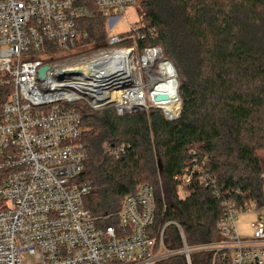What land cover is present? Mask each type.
<instances>
[{
	"label": "built area",
	"instance_id": "2783aa9c",
	"mask_svg": "<svg viewBox=\"0 0 264 264\" xmlns=\"http://www.w3.org/2000/svg\"><path fill=\"white\" fill-rule=\"evenodd\" d=\"M139 1L94 0L107 20V38L94 54L76 57L83 44H92L81 29L92 16L89 7L78 0H0V85L14 88L0 120V264H195L194 256H206L207 264H264V222L251 223V237L237 227L240 216L257 211L254 203L225 200L220 240L196 246L177 222H163L151 185L124 198L116 225L101 226L85 207L93 187L80 180L88 159L82 142L87 129L76 106L114 109L123 117L152 101L146 86L135 74H124L116 60L132 49L118 47L122 34L113 29ZM157 51L161 64H172L161 48L146 49L147 55ZM44 67L42 77L38 71ZM159 73L157 84L165 80ZM153 100L163 109L165 101ZM130 148L107 143L105 152L120 159ZM196 174L201 184L215 188L201 165L180 184L190 190Z\"/></svg>",
	"mask_w": 264,
	"mask_h": 264
},
{
	"label": "trees",
	"instance_id": "16d2710c",
	"mask_svg": "<svg viewBox=\"0 0 264 264\" xmlns=\"http://www.w3.org/2000/svg\"><path fill=\"white\" fill-rule=\"evenodd\" d=\"M142 1L148 25L140 31L146 40L138 48H161L173 64L182 111L170 122L160 111L120 117L114 109L94 112L77 105L87 129L82 142L88 159L80 180L93 187L85 207L101 226L115 225L124 198L148 184L163 222H177L191 246L214 243L220 240L217 225L225 200L264 209L257 156L264 149V0ZM78 5L92 12L81 29L96 49L102 48L106 18L94 0H78ZM13 92L12 85H0V120ZM107 143L131 148L114 159L105 152ZM196 165L216 181L215 188L201 184L196 174L182 199L179 179ZM169 232L177 239L174 228ZM204 258L195 257L194 263L207 264Z\"/></svg>",
	"mask_w": 264,
	"mask_h": 264
},
{
	"label": "rangeland",
	"instance_id": "374dc122",
	"mask_svg": "<svg viewBox=\"0 0 264 264\" xmlns=\"http://www.w3.org/2000/svg\"><path fill=\"white\" fill-rule=\"evenodd\" d=\"M142 2H143L142 0L139 1V3L136 6H133L129 9V11L127 13V21H122V22L117 23L113 29V33L114 34H122L123 42L118 46L119 48H121V49H132L133 55L135 57V65H136V69H137V71L135 72V79L138 83H140V84L142 83L146 86V93L149 97V95L152 92L153 87L161 80V79H158L156 82L152 83L150 78H151L152 74L155 75V78H157L156 75H157L159 69L161 68L162 64H161V61L158 60L157 63L155 64L156 66L154 65L152 70H150L147 67L145 68L144 64L142 63L145 59V56L147 55V52H146V50L140 51L138 48L139 41L146 40L145 35H143V33H140V31L142 28H144L146 25H148V21H145L142 17V13H143V11H145V8L143 7ZM133 29H134V32H131V31H133ZM104 44H105V41L100 44L101 47H103ZM96 47H97V45H93V43L91 45H88V46L86 44H83L75 52V53H77L76 57H83V56L92 55L95 53V50H97ZM106 48H108V47H106ZM164 59L165 60L167 59V57L165 55H164ZM158 76L161 77L159 74H158ZM176 76H177V80H178L177 73H176ZM178 88H179V84H178ZM178 99L180 101V103H179V114H178V117L173 119V120L168 118V116L166 115V113L163 109L157 108L154 105V103L150 100V98L147 100V103L144 105V107L142 109L136 110L132 114H129V115L148 114L151 111H160L163 114V116L165 117V119H167L168 121H170V122L176 121L177 119H179L181 111H182V101L180 99L179 92H178ZM98 112H101V111H98ZM257 156L261 160L262 179L264 181V149L258 150ZM161 187H162V185H161ZM179 189H180V191H179L180 197L182 199L186 198L187 193H188V191H186V188L184 186H181ZM259 220L264 222V209L261 211H256L254 213H249V214L240 216L238 221H237V227H238L240 234L242 236L251 237L253 235V232L251 229V223L255 222V221H259ZM194 258H195V256H194ZM179 260L180 259H178L177 261H179Z\"/></svg>",
	"mask_w": 264,
	"mask_h": 264
},
{
	"label": "bare ground",
	"instance_id": "6f19581e",
	"mask_svg": "<svg viewBox=\"0 0 264 264\" xmlns=\"http://www.w3.org/2000/svg\"><path fill=\"white\" fill-rule=\"evenodd\" d=\"M161 59V53L160 52H152L145 56L144 61L142 62L144 64V67L152 70L154 65L157 63L158 60ZM117 63L120 64L121 70H123V73H133L137 71L136 65H135V57L133 55L132 51H124L120 52L116 55ZM138 66V65H137ZM156 66V65H155ZM159 75L161 78H164V82H161L157 85H155L152 89L153 92H151V99L152 102L154 101V97H158L159 95L166 94L169 97L168 101L162 102L161 106L164 109L166 115L170 119H175L179 114V99H178V83L176 81V71L174 69V66L169 63H162L160 68ZM150 76V75H149ZM157 78H155V75L152 74L151 81L155 82ZM143 104L141 103V106L138 108H142Z\"/></svg>",
	"mask_w": 264,
	"mask_h": 264
},
{
	"label": "water",
	"instance_id": "95a60500",
	"mask_svg": "<svg viewBox=\"0 0 264 264\" xmlns=\"http://www.w3.org/2000/svg\"><path fill=\"white\" fill-rule=\"evenodd\" d=\"M46 70H48V67L42 68L40 71H38V73H40L42 75V77H44ZM168 100H169V97L166 94H162V95H159L157 97V101H159V102L168 101Z\"/></svg>",
	"mask_w": 264,
	"mask_h": 264
}]
</instances>
